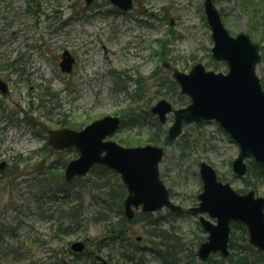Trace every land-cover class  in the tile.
I'll return each instance as SVG.
<instances>
[{
  "label": "rangeland",
  "instance_id": "374dc122",
  "mask_svg": "<svg viewBox=\"0 0 264 264\" xmlns=\"http://www.w3.org/2000/svg\"><path fill=\"white\" fill-rule=\"evenodd\" d=\"M213 2L230 34L246 32L259 44L256 72L264 89V0ZM212 45L203 0H133L125 11L108 0H0V77L10 90L0 92V162H6L0 171V264H40L61 248L66 263L81 264L87 257L84 252L93 250L96 238L106 233L105 224L94 218L100 206L91 196L99 199L102 182L96 173L89 171L69 182L67 196L46 191L66 182L59 164L77 155L73 147L52 148L47 143L49 129H80L104 115H115L124 124L111 139L127 146H164L160 176L172 202L182 209L175 215L167 208L150 214L171 217L164 226L172 227L189 246L196 242L195 250L207 234L187 209L197 204L202 190L201 161L234 189H254L264 196V177L253 184L247 173L233 172L231 162L239 147L216 121L185 124L178 138L165 142L173 114L161 123L149 111L162 98L175 107L189 102L170 80L175 68L188 72L201 62L208 69L227 70L225 62L211 57ZM64 51L74 58L68 72L59 65ZM138 112L145 116L132 124ZM12 166L15 175L2 179V171ZM43 171L48 174L46 184ZM63 205H76L82 220L69 233L57 234L59 220L42 215ZM11 225L14 233L8 228L3 237ZM146 230L143 221L132 222L128 238L150 249L157 239ZM77 240L84 242L79 257L70 248ZM229 240L238 247L248 241L236 228ZM97 256L114 264L134 263L122 259L115 247ZM144 258L145 264H160L150 250ZM196 261L203 264L197 255Z\"/></svg>",
  "mask_w": 264,
  "mask_h": 264
},
{
  "label": "water",
  "instance_id": "95a60500",
  "mask_svg": "<svg viewBox=\"0 0 264 264\" xmlns=\"http://www.w3.org/2000/svg\"><path fill=\"white\" fill-rule=\"evenodd\" d=\"M110 1L124 10L132 6V0ZM203 5L213 40L211 57L226 62L227 71L206 69L201 62H196L188 72L175 68L172 76L179 84L180 93L190 97V103L174 108L170 101L162 98L150 110L160 122H165L167 114L173 113V121L167 129L168 140L180 134L183 124L215 119L237 143L239 152L232 160V169L237 175H244L246 159L264 164V89L256 72L261 59L259 44L246 32L230 34L213 0H203ZM73 62L70 53L64 51L59 63L61 70L70 71ZM0 91L9 92L6 81L1 78ZM120 123L119 116L104 115L80 129L62 126L49 130L47 140L52 147L73 146L78 150V156L69 160L64 168L65 179L84 175L95 164L106 165L125 185L127 194L123 207L128 219L135 210L179 209L181 206L172 202L160 178L159 162L164 146L151 143L125 146L108 138ZM4 165L5 161H1L0 169ZM199 176L202 190L197 195L198 203L188 210L198 215L207 232L196 251L203 264H209L206 259L212 253L228 255L231 221L243 224L249 243L264 252V196L257 195L254 189L245 193L235 190L228 181L218 179L216 170L205 161L199 163ZM70 247L80 252L84 242L74 241Z\"/></svg>",
  "mask_w": 264,
  "mask_h": 264
},
{
  "label": "trees",
  "instance_id": "16d2710c",
  "mask_svg": "<svg viewBox=\"0 0 264 264\" xmlns=\"http://www.w3.org/2000/svg\"><path fill=\"white\" fill-rule=\"evenodd\" d=\"M172 83L176 84L172 79ZM177 87V86H176ZM136 100V98H133ZM148 114L149 111L147 112ZM145 115L138 112L132 119V124H135L141 121ZM124 121L122 122V125ZM164 132V131H163ZM165 136V142H167ZM64 161H61L59 167L65 166ZM55 168H58L56 165ZM14 166L10 168V171H2V179H11L16 173ZM90 172H94L98 177L102 178V182L99 185L100 197L97 200L96 195L91 197L94 198V205L99 204L100 210L96 211L95 219L101 221L105 224V232L103 235H100L96 238L95 247L93 250L84 252L87 254V257L82 261L81 264H104L102 260L97 256L100 253L102 254L103 249L115 247L119 252V255L122 259L126 261L134 262L133 264H145L144 256L151 251V254L156 258L160 264H198L196 261V250L195 243L192 246L188 245V242H185L181 236L177 235L176 232L170 226H164L166 221H169L171 217L166 215H153L150 213L139 211L137 212L132 219H127L123 213V198L126 194L125 187L120 181L118 175L111 170L110 168L104 165H95L90 169ZM13 174V175H12ZM247 174L252 180L251 183H255V179L262 180L264 177V165L256 161H250L248 164ZM44 184L46 181L47 172L43 171L42 173ZM73 179L71 182L75 181ZM112 180V181H111ZM65 181V180H64ZM113 181L115 184H113ZM64 183L67 184L63 185ZM63 184L53 190L52 188L47 189L46 191L51 192V195H54L56 191L63 193V195H69V182H63ZM42 189V187H41ZM42 189V192L43 193ZM41 195L36 197V200ZM64 196V197H65ZM50 198L52 196H49ZM51 213L48 215H42L45 220H51L56 217L59 222L57 223L56 232L59 233H69L72 226H77L82 220L80 218L81 214L78 212L79 209H76L75 206L63 205L60 208L55 207L50 209ZM57 212V213H56ZM180 213L179 211H168V214L175 215ZM135 221H143L146 224V232L149 236L157 239L156 246L148 249L146 247L137 246L132 243L128 238L129 236V226L130 223ZM11 229V233H14V226H8L7 229L3 230V235L8 234V230ZM239 229L244 240H247V232L245 227L239 222L232 223V229ZM6 234L3 236L5 237ZM2 237V238H3ZM191 241V240H190ZM119 247L120 250L117 248ZM229 247L231 252L226 257H219L215 259L213 256L209 259L210 264H264V253L259 249L253 247L248 241H245V244L241 246H236L235 242H229ZM50 255L45 261H42L40 264H65V258L60 253L62 248ZM60 253V254H59ZM76 256H81L83 251L80 253H75ZM104 255H109L108 260H111L112 256L109 253H103ZM214 256H217L214 255ZM118 257V256H117ZM31 264H36L32 262ZM68 264V263H67Z\"/></svg>",
  "mask_w": 264,
  "mask_h": 264
},
{
  "label": "flooded vegetation",
  "instance_id": "af4514ba",
  "mask_svg": "<svg viewBox=\"0 0 264 264\" xmlns=\"http://www.w3.org/2000/svg\"><path fill=\"white\" fill-rule=\"evenodd\" d=\"M119 9V8H118ZM121 10V9H120ZM72 159V158H71Z\"/></svg>",
  "mask_w": 264,
  "mask_h": 264
}]
</instances>
